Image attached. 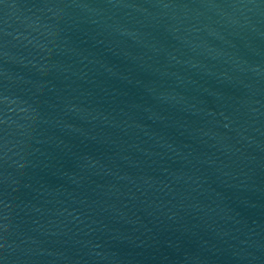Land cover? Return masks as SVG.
I'll use <instances>...</instances> for the list:
<instances>
[{
  "label": "water",
  "instance_id": "water-1",
  "mask_svg": "<svg viewBox=\"0 0 264 264\" xmlns=\"http://www.w3.org/2000/svg\"><path fill=\"white\" fill-rule=\"evenodd\" d=\"M0 264H264V0H0Z\"/></svg>",
  "mask_w": 264,
  "mask_h": 264
}]
</instances>
